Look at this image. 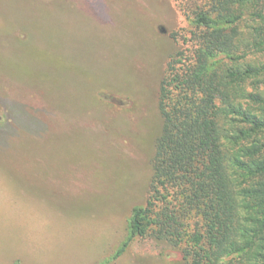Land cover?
Instances as JSON below:
<instances>
[{"label": "rangeland", "instance_id": "374dc122", "mask_svg": "<svg viewBox=\"0 0 264 264\" xmlns=\"http://www.w3.org/2000/svg\"><path fill=\"white\" fill-rule=\"evenodd\" d=\"M207 5L0 0V264L107 262L128 239L148 199L167 63L192 48ZM244 9L248 18L264 4ZM242 27L254 47L240 68L264 65V25ZM244 87L264 96V75ZM180 260L172 245L135 237L110 264Z\"/></svg>", "mask_w": 264, "mask_h": 264}, {"label": "trees", "instance_id": "16d2710c", "mask_svg": "<svg viewBox=\"0 0 264 264\" xmlns=\"http://www.w3.org/2000/svg\"><path fill=\"white\" fill-rule=\"evenodd\" d=\"M252 3L264 0H208L196 13L192 48L171 56L161 82L147 202L97 264L119 259L135 237L172 245L178 264H264V117L250 107L264 108V96L244 87L264 65H239L254 47L244 19L264 25V9L246 18Z\"/></svg>", "mask_w": 264, "mask_h": 264}, {"label": "crops", "instance_id": "0c3cea01", "mask_svg": "<svg viewBox=\"0 0 264 264\" xmlns=\"http://www.w3.org/2000/svg\"><path fill=\"white\" fill-rule=\"evenodd\" d=\"M101 258H97V259H93L92 261L89 262V264H97L99 263L101 260ZM23 260L21 258H15L14 260L10 261L8 264H22Z\"/></svg>", "mask_w": 264, "mask_h": 264}]
</instances>
